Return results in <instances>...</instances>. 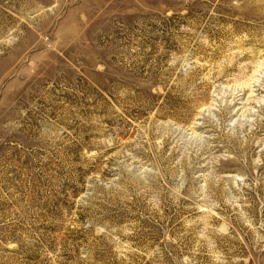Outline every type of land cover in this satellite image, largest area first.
<instances>
[{
	"label": "rangeland",
	"instance_id": "rangeland-1",
	"mask_svg": "<svg viewBox=\"0 0 264 264\" xmlns=\"http://www.w3.org/2000/svg\"><path fill=\"white\" fill-rule=\"evenodd\" d=\"M0 264H264V0H0Z\"/></svg>",
	"mask_w": 264,
	"mask_h": 264
}]
</instances>
